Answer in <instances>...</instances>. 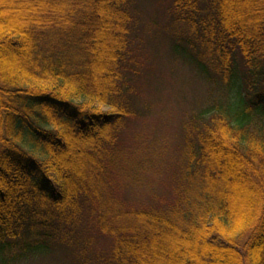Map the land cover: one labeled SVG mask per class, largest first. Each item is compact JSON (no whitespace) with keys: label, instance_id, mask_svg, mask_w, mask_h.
Masks as SVG:
<instances>
[{"label":"trees","instance_id":"trees-1","mask_svg":"<svg viewBox=\"0 0 264 264\" xmlns=\"http://www.w3.org/2000/svg\"><path fill=\"white\" fill-rule=\"evenodd\" d=\"M163 1L216 98L188 114L178 194L124 210L104 170L134 113V0H0V264H264V0Z\"/></svg>","mask_w":264,"mask_h":264},{"label":"rangeland","instance_id":"rangeland-1","mask_svg":"<svg viewBox=\"0 0 264 264\" xmlns=\"http://www.w3.org/2000/svg\"><path fill=\"white\" fill-rule=\"evenodd\" d=\"M166 4L134 0L133 12L141 23L131 48L137 72L131 83L134 113L120 130L104 170L106 200L119 209L159 207L161 199H172L171 192L178 194L188 114L216 98L188 59L173 57L171 36L178 30L164 10ZM179 28L186 29L185 25ZM82 217L88 222L84 210ZM244 240L240 238V244ZM107 242L105 235L96 232L90 248L81 253L91 255L94 249L106 248ZM47 256L18 264H57Z\"/></svg>","mask_w":264,"mask_h":264}]
</instances>
